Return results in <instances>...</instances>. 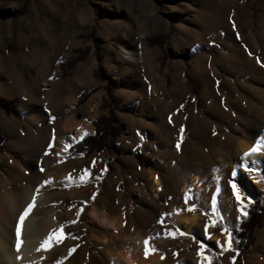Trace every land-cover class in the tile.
Here are the masks:
<instances>
[{
    "label": "rangeland",
    "instance_id": "obj_1",
    "mask_svg": "<svg viewBox=\"0 0 264 264\" xmlns=\"http://www.w3.org/2000/svg\"><path fill=\"white\" fill-rule=\"evenodd\" d=\"M123 48L137 56L141 50L143 58H127ZM256 54L264 63V0H0V94L11 96V102L5 101L12 103L13 116L31 106L18 96H44L45 118L53 128V96L78 94L79 112L88 97H95L99 103L95 118L109 115L112 125L120 128L116 137L107 138L111 148L90 156L70 154L69 134L63 132L62 140L40 147L45 154L40 163L23 162L33 160L34 152L14 166L6 168V160L1 162L0 184L7 181L2 190L18 194L33 183L47 199L38 205L37 215L55 213L64 232L71 234L44 253L40 264H121L118 255L129 248L128 234L136 235L132 227L144 233L149 224L140 210L158 213L163 220L173 218L172 207L197 212L201 220L199 229L185 234L171 219L174 238L154 245L164 254L160 264H264V212L253 243L238 253L231 232L247 216L234 219L225 211L228 196L208 201L214 181H227L231 188L229 181L236 180L239 194H250L245 199L247 214L255 200L264 208V70L257 66ZM62 62L74 65L62 68ZM144 78H156L168 88L181 78L188 96L135 97L133 90L144 84ZM215 82L220 85L218 94ZM173 110L179 116L173 117L169 112ZM135 128L140 133L138 147L131 140ZM48 135L51 139L54 132ZM241 140L250 148L259 147L254 154H260L261 165L252 162L249 182L247 174L235 179L231 170L243 161L237 145ZM136 152L151 164H141ZM203 157L211 158L213 165L202 164ZM84 169L87 179L81 182ZM47 173H53L55 181L44 184ZM153 173L162 182L158 197L148 180ZM70 174L67 182L60 179ZM198 175L202 184L189 200L187 192ZM92 193L91 204L78 200ZM231 197L237 201L233 193ZM84 204L95 205L104 214L100 220L105 228L87 219L86 205L79 212ZM131 205L133 222H128L124 210ZM214 235L230 236L231 247L218 250L209 241ZM202 244L207 257L203 261L198 255Z\"/></svg>",
    "mask_w": 264,
    "mask_h": 264
},
{
    "label": "crops",
    "instance_id": "obj_2",
    "mask_svg": "<svg viewBox=\"0 0 264 264\" xmlns=\"http://www.w3.org/2000/svg\"><path fill=\"white\" fill-rule=\"evenodd\" d=\"M42 70H43V67L40 66L39 72H41ZM143 82L144 84H141L140 87H136V89L133 90V92L135 91L134 92L135 97L139 96V98L143 100L149 99L151 96H188V93H189L187 90L186 83L181 78L178 80V83L176 84L174 83V85H172L171 88H168L165 83H163V85L162 83H158V80H156V78L155 79L154 78H144ZM214 87H215L214 90L216 91V94H218L220 90L219 83L215 82ZM18 97H21L24 101L28 100L31 102L30 103L31 106L25 109L24 114H21L19 116H13V112H15L13 107H12L13 109L12 114L11 113L7 114L4 110L0 109V132L4 135V138H5V143H4L5 151L3 153H0V164L1 162L6 160L4 164L6 168L7 166L8 167L14 166L20 163L22 161L20 157H23V156L29 157L31 152H34L33 154L34 159L33 160H31V158L24 159L23 162L33 164V162L35 161L34 163H40L41 161L44 160V157H45V154H43L42 150L40 152V147L41 146L45 147L48 143L54 144L57 138L62 140L61 135L63 134V132H66V134H69L66 143H71L70 146L76 143L77 141L81 140L86 134L94 133L93 120L95 118V113L98 109V104H99L98 99L95 97H92V98L88 97L86 99V102H84L80 106L81 111L79 112L78 111L79 108H77V103L79 102L80 99H82V96H79L78 94H76L75 96H53L54 97V108H53L54 110L50 114V115H53L52 117L54 118L52 120V123L54 124L52 125L53 128L52 127L48 128V121H47V118H45L46 102L44 100V96H18ZM126 97H129L128 99H130V97H133V96H126ZM0 98L4 100H8L10 102L12 101L11 96H1L0 94ZM119 102L121 103L120 99H119ZM134 102L137 103L138 100ZM10 104L12 105V103ZM169 112L172 113L173 117L175 115L179 116L177 111L173 110ZM50 132H54V136L53 137L51 136L52 137L51 139L49 138L50 135H48V133L50 134ZM130 133H132L131 140L134 143L133 147H138L137 142H138V139L140 138L139 131L135 128ZM181 159L183 158L181 157ZM197 168H199V166H197ZM20 171L21 170H19V172ZM70 175H71L70 176V179H71L72 174ZM152 175H155L158 177L161 187H162V182H161L160 177L156 175L155 173H153ZM52 177H54L53 173H47V175L44 178L51 179ZM201 181H200V184H202ZM193 183H194V188H195V182L193 181ZM92 194L87 196V198H78V200L79 199L86 200V203L88 202V204H91V202H93V199H94V196ZM90 197L93 199H91ZM216 197H218V195ZM206 203L208 204V202ZM85 205L86 204H84V206L78 207L79 212L83 210ZM86 206L88 208L87 210L88 220L92 221L91 219L92 212L96 213L98 218L102 219V216L104 214H101L97 210L95 205H91V206L86 205ZM245 207H246V200H245ZM172 208L170 209L171 211H172ZM165 212H168V211L166 210ZM80 213H79V216L76 215L75 221L80 219L79 218ZM132 213H133V206L131 205V208L129 211L127 210V208L124 210L123 218H126L128 222L129 221L133 222ZM140 214H141V218L143 219L146 218L147 220H149V224L146 227V231L144 233L143 232L138 233L139 230L136 229L135 227H132V231H134L136 235L128 234L127 244L129 245V248L127 249L124 247V249H126L127 252L122 251L123 248L121 249L123 253L120 252L121 254H119L120 256L118 255L119 257L118 260L120 259L125 260L126 258L129 257L126 260H132L133 262H135V264H138L136 260H140L142 262L141 264H145V263L151 264V262H154L153 264H160L161 262L160 259L163 258L164 254L163 252L160 251V248H155L154 245L158 244V242L160 245L164 244L162 240L165 237L174 238V229H173L174 220L172 222L171 219L174 218L177 220V218L172 213L171 214L173 218H170L169 216H167L163 220L160 219V215L158 213H155L153 211L150 212V211L140 210ZM230 216L234 217L231 214ZM238 216L239 215H237V217ZM246 216H247V211L244 210V214L241 215L240 219H243ZM109 220H110V216L108 218V221ZM200 220H201V217H200ZM111 221H119V218L111 217ZM115 224L118 225V223H115ZM117 225H115L114 228H119L122 231V228ZM117 231H118L117 229H114L113 233L118 235ZM104 234H105L104 235L105 237L107 235V232H104ZM108 234H110V232ZM185 234H188V233H185ZM118 237L120 238V236ZM149 237L154 238L150 240V246L154 247L155 251H151L147 256H145L144 245H142V242L146 238H149ZM111 240H114V239H111ZM125 254H127V256ZM153 255H155L156 257H154ZM150 259L151 261H148Z\"/></svg>",
    "mask_w": 264,
    "mask_h": 264
},
{
    "label": "bare ground",
    "instance_id": "obj_3",
    "mask_svg": "<svg viewBox=\"0 0 264 264\" xmlns=\"http://www.w3.org/2000/svg\"><path fill=\"white\" fill-rule=\"evenodd\" d=\"M122 52L124 53V55L127 58H130L133 60L142 59L143 55H144L141 50H140L138 56L135 55L134 53H132L128 49L123 48ZM254 60L257 64V66L261 70L262 69L264 70V63L262 62V59H261L259 54L255 55ZM262 94L264 97V89L262 91ZM237 145H238V152H240L239 155L242 154L243 161L239 164V166L235 165V166L231 167V170H232V173L233 172L236 173L234 176L235 179H241L242 172H243V175L247 174V175H245V180H246V182H249L250 179H248V177L251 176L252 170L251 171L246 170V168L243 167L242 165H247L249 169L253 168V166L251 165L252 162H254L255 165H261V158L259 157L260 154L258 153L259 154L258 155V154L251 153L250 155L245 157L244 153L248 152L251 149L249 144L247 143V141L241 140L240 143H238ZM203 158H204L203 160L201 159V162L202 161L204 162L202 164H205L207 166L213 165L211 158H207V157H203ZM201 169H204L203 166ZM231 170H230V172H231ZM67 177H68L67 175H62L60 177V179L61 178L65 179ZM51 180L55 181L54 177H52ZM148 180H149V183H150V186H151V189H152L154 196L158 197L160 190H161V184H160L158 177L151 174L148 177ZM201 180H202V177L200 175L195 176L194 182H195L196 188L188 190L185 187L188 190L186 197L189 200H193V198L195 197L194 189L196 190L197 188H199ZM226 182L225 181L224 182L223 181L222 182L221 181H219V182L214 181V185H213L214 188H213L212 192L210 193L211 195H209L210 200L208 199V201H210V202H211V200L213 201V199L217 195L218 196L219 195L220 196L221 195L228 196V199L225 202V211L230 212V214L232 216H234L235 218L237 217V215H239L238 217H240L242 214H244L245 199L247 197H249L250 194L241 195L240 201H234L232 197H231L232 199L230 198L231 194L233 193L232 188H229V186H227ZM235 182H236V180H235ZM236 183H237V187H238V182H236ZM6 184H7V181H4L0 184V264H40V262L42 261V256L44 255V253H47L52 247L57 245V243H53V245L50 248H48L47 250H44V249H41L39 251L37 250L39 248V244H40L41 240L48 234V232L60 227L59 223L57 222V220L55 218V213L51 212V213H48V215H46V216L37 215L38 205L45 203L47 199H46L44 194H42L41 192H39L37 189L34 188L33 183L32 184L29 183L26 186L22 187L21 191H19L18 194H13L12 191L10 193H6L5 191H3L2 188L7 187ZM185 188H184V190H185ZM238 190H239V188H238ZM34 195L36 197L35 202H34V206L31 210L30 214L25 218V220L22 223V233H21L22 243H21L19 249H17V247L15 246L16 245V236H15L16 221H17L20 213L23 211V209L30 202H32ZM7 199H9L11 202H9ZM241 205H243V208H241ZM172 212H173V215L177 218V223H178L179 228L183 232L189 234V233H191V231L194 227L198 228L197 224H198V220L200 217H199V214L197 212H195L193 214H185V212L183 213V211L180 210L178 207L172 208ZM91 219L93 222L98 221L101 224L100 225L101 228L106 227L105 226L106 224L101 222L100 218H98L96 213H93V212L91 213ZM206 225H207V229H209L211 224H210V222H207ZM209 241L218 250L221 251L224 249V242H225L224 237L214 235L211 237V239ZM217 241L219 242V244L217 243ZM142 245H144V241L142 242ZM63 255L65 256V253H63ZM125 255L127 256V254H125ZM153 256L156 257L155 255H153ZM128 258H126V259H128ZM126 259L125 260L120 259L119 262L122 261L121 264H135V262H133L132 260H126ZM148 261H151V259ZM153 263L154 262H151V264H153ZM158 263H159V261H158ZM145 264H150V263H145Z\"/></svg>",
    "mask_w": 264,
    "mask_h": 264
},
{
    "label": "trees",
    "instance_id": "obj_4",
    "mask_svg": "<svg viewBox=\"0 0 264 264\" xmlns=\"http://www.w3.org/2000/svg\"><path fill=\"white\" fill-rule=\"evenodd\" d=\"M74 63L70 62L69 65L64 62L61 63V67L71 66L73 67ZM112 88L109 84L106 85L107 96H110ZM91 93L88 92L85 94L84 98L88 97ZM81 101V100H80ZM80 101L78 103H80ZM105 98L102 101L101 107L105 108L104 105ZM0 108H2L7 114L12 112V105L5 100L0 98ZM109 115H101L98 118L93 120V125L95 132L93 134H86L81 140L72 144L68 151L70 154H83L85 156H90L94 152H99L105 148H111V145L108 144L107 138L116 137L120 133V128H116L112 125ZM5 138L4 135L0 132V153L5 151ZM117 149V148H115ZM118 150V149H117ZM130 152V151H128ZM131 153V152H130ZM138 158L139 162L144 165H149V161H146L143 155L139 152L134 153ZM264 212V208L260 205L259 200H255L249 204L248 214L246 219H244L237 227V229L232 230L231 235L236 239V243L233 245V249L241 253L246 247L251 246L253 243L252 235L256 229L261 227V217ZM213 217H216V210L210 213ZM220 219V218H219Z\"/></svg>",
    "mask_w": 264,
    "mask_h": 264
},
{
    "label": "snow or ice",
    "instance_id": "obj_5",
    "mask_svg": "<svg viewBox=\"0 0 264 264\" xmlns=\"http://www.w3.org/2000/svg\"><path fill=\"white\" fill-rule=\"evenodd\" d=\"M49 147L51 148L52 145L50 144ZM177 147H179V143L177 144ZM258 150H259L258 145L253 146V148H251L248 152L244 153V156L247 157L251 153H255ZM81 155H83V154L81 153ZM242 166L245 167L246 170H250V171L252 170V169H249L247 165H242ZM41 171H43V169H41ZM87 174H88V169H84L82 171V173H81V176L79 177V180L81 182L86 181ZM235 174H236L235 172L232 173L233 176H235ZM67 179H70V178H66V182H67ZM50 182H51V179L44 181V184H48ZM229 183L231 184L232 192L235 195L236 200L240 201L241 200V195L239 194V190H238L237 184L232 182L231 180L229 181ZM94 195L95 194H93V196ZM35 199H36V197L34 195L33 199H32V202H30L23 209V211L20 213V215H19V217H18V219L16 221V227H15L16 245L15 246L17 247V249H19V247H20V245L22 243V239H21L22 223L25 220V218L30 214V212H31V210H32V208L34 206ZM191 207L195 208V204H192ZM241 208H243V205H241ZM189 210H191V209H189ZM76 215L79 216V212H77ZM74 222L75 221H70L68 223H74ZM206 228H207V225H206ZM169 234H171V233H169ZM65 235H71V234L70 233H65L64 232V225L61 224L59 228L51 230V231L48 232V234L41 240V242L39 244V248L37 250L38 251L41 250V249L47 250L48 248H50L53 245V243H57V244L60 243ZM151 239H154V238L153 237H149V238H146L144 240V253H145V256H147L151 251H155V248L150 246V240ZM217 243L219 244L218 241H217ZM224 246L226 248H230L231 247L230 236L226 237L225 242H224ZM203 249H204V245L202 244L201 245V251H200V253H198V255H201L202 261L203 260H207V257L203 255ZM72 251H73V249H69L68 254L71 255Z\"/></svg>",
    "mask_w": 264,
    "mask_h": 264
}]
</instances>
